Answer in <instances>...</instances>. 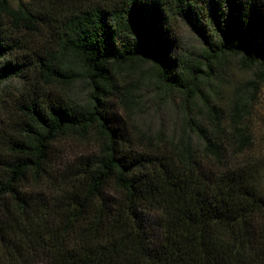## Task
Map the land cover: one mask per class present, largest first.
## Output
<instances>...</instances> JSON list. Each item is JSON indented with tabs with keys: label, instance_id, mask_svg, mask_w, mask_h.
<instances>
[{
	"label": "trees",
	"instance_id": "16d2710c",
	"mask_svg": "<svg viewBox=\"0 0 264 264\" xmlns=\"http://www.w3.org/2000/svg\"><path fill=\"white\" fill-rule=\"evenodd\" d=\"M229 57L258 89L264 0H0V85L17 82L0 89V264H264L251 104L223 111L202 90ZM143 75L186 105L178 136L136 142L112 111ZM80 80L82 102L67 93ZM67 140L94 151L61 161Z\"/></svg>",
	"mask_w": 264,
	"mask_h": 264
},
{
	"label": "rangeland",
	"instance_id": "374dc122",
	"mask_svg": "<svg viewBox=\"0 0 264 264\" xmlns=\"http://www.w3.org/2000/svg\"><path fill=\"white\" fill-rule=\"evenodd\" d=\"M176 29L186 49L199 50V39L189 26L178 22ZM144 69L145 66H135L120 72L127 85L132 86L135 84L133 81ZM214 69L216 74L207 78L202 85L204 94L211 103L216 104L223 111L227 109L231 98H247L251 104L248 120L252 132L250 153L264 154V82L258 84V89L248 90L245 82L255 79V69L245 67L237 57L223 60ZM6 84L15 85L17 82L9 79L0 85V89L2 86L7 87ZM89 91L88 83L80 80L75 81L67 93L82 102L87 99ZM110 98L109 101L113 103L112 111L120 118L121 124L133 135L136 142L143 143L148 138L154 140L156 137L174 138L181 133L182 128H186L183 114L187 111V107L181 102L179 94L156 85L147 75L140 77L137 87L134 88L131 108H124L114 96ZM190 115L196 120L197 118L201 120L198 116L202 115V112L193 108ZM187 132L190 133L191 141L196 143L197 138L191 130ZM60 148V159L64 162L94 151L90 142L86 140H67L62 142Z\"/></svg>",
	"mask_w": 264,
	"mask_h": 264
}]
</instances>
